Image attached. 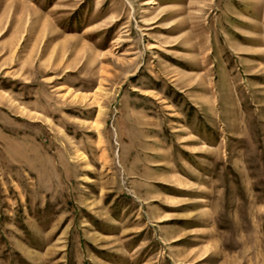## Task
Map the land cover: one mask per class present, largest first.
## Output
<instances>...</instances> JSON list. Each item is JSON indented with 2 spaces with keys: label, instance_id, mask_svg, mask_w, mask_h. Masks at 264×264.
<instances>
[{
  "label": "rangeland",
  "instance_id": "374dc122",
  "mask_svg": "<svg viewBox=\"0 0 264 264\" xmlns=\"http://www.w3.org/2000/svg\"><path fill=\"white\" fill-rule=\"evenodd\" d=\"M147 1L0 0V264H264V0Z\"/></svg>",
  "mask_w": 264,
  "mask_h": 264
},
{
  "label": "crops",
  "instance_id": "0c3cea01",
  "mask_svg": "<svg viewBox=\"0 0 264 264\" xmlns=\"http://www.w3.org/2000/svg\"><path fill=\"white\" fill-rule=\"evenodd\" d=\"M18 2H21L22 4H25V3H27L28 4V0H7V2H6V5L9 7L10 5H9V3L11 4V6L9 7V8H14L15 7V4L16 3H18ZM35 1H33V3H34ZM37 4H38V0H37ZM25 8H27V5H26V7ZM22 16H23V13H22ZM24 16H25V14H24ZM6 23V22H5ZM6 30V25L5 24H1L0 25V33H2L3 31H5Z\"/></svg>",
  "mask_w": 264,
  "mask_h": 264
},
{
  "label": "bare ground",
  "instance_id": "6f19581e",
  "mask_svg": "<svg viewBox=\"0 0 264 264\" xmlns=\"http://www.w3.org/2000/svg\"><path fill=\"white\" fill-rule=\"evenodd\" d=\"M152 3H153V2H151V1L149 0V1H147V2L145 3V6H146V5H149V4H152ZM22 11H23V10H22ZM27 14H28V13H27ZM2 18H3V17H2ZM2 18H1V19H2ZM20 23H21V22H20Z\"/></svg>",
  "mask_w": 264,
  "mask_h": 264
}]
</instances>
